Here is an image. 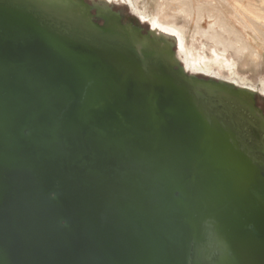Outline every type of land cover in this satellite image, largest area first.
I'll use <instances>...</instances> for the list:
<instances>
[{
	"label": "water",
	"instance_id": "obj_1",
	"mask_svg": "<svg viewBox=\"0 0 264 264\" xmlns=\"http://www.w3.org/2000/svg\"><path fill=\"white\" fill-rule=\"evenodd\" d=\"M115 1L0 0V264H264V92Z\"/></svg>",
	"mask_w": 264,
	"mask_h": 264
},
{
	"label": "bare ground",
	"instance_id": "obj_2",
	"mask_svg": "<svg viewBox=\"0 0 264 264\" xmlns=\"http://www.w3.org/2000/svg\"><path fill=\"white\" fill-rule=\"evenodd\" d=\"M219 1L217 0V3L219 4L214 5V6L213 4H210V3H213L214 1L213 2H208V0L206 2L202 1L203 3L197 4L198 6L195 7L194 5H192V0H163L162 7L164 8V13L159 14L158 17L148 16V18L151 21L150 24L152 26L153 31L159 34H163V36H165V39L168 42H172V41L176 42L179 45V47L186 53V56L188 58L187 68L208 67L209 65L215 66L214 63H216L217 65L216 67L218 69H221L222 67L224 68L223 65H226V67L230 69L233 68L232 70H234L235 69L234 66L236 64L238 65L237 62L239 61L236 59L235 61L232 60L233 63L229 62L232 59V58H227V55H228L227 53H229L230 50L237 52V49H239L241 51L239 53H242V55L252 50H254V53H256L255 52L256 49L253 47L254 45L252 46L248 42V40H246L247 38L245 39L246 37V36L244 37L245 34L243 35L240 32V30L236 29V27L233 26L232 23H230V21L233 18L232 19L230 18L231 20H228L229 23L226 21L227 18H225V14L222 11L223 9L220 7V5H224L225 3H228L229 0H219ZM242 1L244 0H233L234 2L233 7L235 9V13H231L232 16L233 14H235L236 20L239 21L243 25L242 27H244L245 30L249 29L250 31V28H252L251 31L254 30L256 32H259V35L261 34L263 36L262 38H264V28H263L264 23L261 22L262 20L259 21V19H264V16H263L264 6L259 4L261 6L254 7L249 2L245 4ZM196 2H198V0ZM228 5L229 4H225V7L228 8ZM230 8H228V11ZM167 10H171L172 12L177 11L178 14L176 12L173 15L174 17L169 18V16H166ZM195 10H197L198 20L196 21L197 23L195 24L196 27L194 26L195 29H193L192 31L193 37H191L193 38L195 43L194 41L193 43H188L187 38H185V35H184V31L187 27H185L184 25L178 24L177 17L179 15H184L186 16V18L188 19L190 18L189 21H191L192 13ZM226 10H224L225 13H227ZM204 12H207V16L211 19L210 21H212L209 24L208 28H203L200 25V23L202 22L204 18ZM219 26L222 28L225 27L226 29L225 31L227 33L225 31L224 32L228 35V37H225L222 35L221 32L223 31L221 32L218 31ZM253 33L254 32H252V35H255ZM196 36H200L201 38H206L207 41L209 42L211 41V43L212 42L213 43L207 45L206 43L202 41L199 44L200 47H198L196 43L199 38L196 40ZM239 57L241 56H238L237 58ZM180 58H181V55H180ZM208 59L212 60L209 64L206 63L208 62ZM214 61H217V62H214ZM187 68L185 70H188Z\"/></svg>",
	"mask_w": 264,
	"mask_h": 264
},
{
	"label": "rangeland",
	"instance_id": "obj_3",
	"mask_svg": "<svg viewBox=\"0 0 264 264\" xmlns=\"http://www.w3.org/2000/svg\"><path fill=\"white\" fill-rule=\"evenodd\" d=\"M111 1H115V0H111ZM116 1L120 2L119 0H116ZM123 1L129 3L131 7L133 6L132 7V9L134 10L133 13L135 15H137V16L141 15L142 18L145 19L144 21H148L149 22L150 26H151V24H150L151 21L148 18V16L149 17L150 16L151 17L152 16H157L158 17L159 14L164 13V8L162 7L163 0H123ZM196 1L197 0H192V5H194L195 7L198 6L197 4L206 2L207 0H198V2H196ZM208 2H213V3H210V4H213V6L219 4V3H217V0H208ZM242 2L245 3V4L249 2L254 7L255 6H261V5L264 6V0H259V2H258V0H244ZM233 3H234L233 0H229L228 3H225V4H229L228 8H230V7L232 8V10L230 8L229 11H228V8L225 7V4L224 5H220V7L223 9L222 11L225 14V18H227L226 21L228 22V20H231L233 18L230 21V23H232V25L235 26L236 29L240 30V32L243 35L245 34L244 35V37L246 36L245 39L247 38L246 40H248V42L252 46L254 45L253 47L256 49V51H255L256 53H254V50H252V51H248V52H246L245 54L242 55V53H239V52H241L239 49H237V52H234L233 50H230L229 53H227L228 54L227 58H232L231 61H229V62L233 63V61H235L236 59L239 61V62H237L238 65L236 64L234 66L235 67L234 70H232L233 68L230 69V68L226 67V65H223L224 68L222 67L221 69H218L216 67L217 66L216 63H214L215 66H213V65L210 66L209 65L208 67H199V68L191 67V68H187V66H188V63H187L188 62V58L186 56V53L179 47L178 44H177V48H176V54H177V56L179 58H180V55H181L180 59L183 60L185 69L187 68L188 72L205 73L207 75L213 76L214 78L218 77V78L226 80V81H228L230 83L233 82V83L237 84L239 87H242V88H248V89H250L252 91L254 90V91L264 92V42H263L264 38H262L263 36L261 34L259 35V32H256L254 30L251 31L252 28H250V31H249V29L245 30L244 27H242L243 25L239 21L236 20L235 14H233L234 17L232 16L231 13H235V9L233 7V5H234ZM254 3H256V4H254ZM259 4H261V5H259ZM118 5L120 7L121 6L124 7V8L126 7V5L124 3H120ZM230 5H232V6H230ZM226 8H227V10H226ZM224 10H226L227 13H225ZM231 11H233V12H231ZM176 12L177 11H173L172 12L171 10H167L166 16H169V18H172V17H174L173 15ZM177 14H178V12H177ZM263 16H264V13H263ZM189 20H190V18L188 19L184 15H179L177 17V23L187 27L185 29V31H184V35H185V38H187L188 43H193L194 40L191 37H193L192 36L193 35L192 31H193V29H195V27H196L195 24L197 23L196 21L198 20L197 10H195L192 13L191 21H189ZM210 20L211 19L207 16V12H204V18H203L202 22L200 23V25L203 28H208L209 24L212 22ZM259 21L264 23V19H259ZM189 22H190V24H189ZM225 30H226L225 27L224 28H222L220 26L218 27V31L219 32L223 31V32H221L222 35L225 36V37H228V35L226 34L227 32ZM252 32H254L253 34H255V35H252ZM196 40H197L196 45L198 47H200L199 44L202 41L204 43H206L207 45L213 43V42L211 43V41L210 42L207 41L206 38H201L200 36H196ZM254 40H256V41H254ZM255 42H257V43H255ZM194 43H195V41H194ZM175 44H176V42H175ZM238 56H241V57H239L240 59L237 58ZM211 61H212L211 59H208V62H206V63L209 64ZM214 62H217V61H214ZM252 88H254V89H252ZM256 99H257L258 105H260L263 108V110H264V100L260 99L259 97L256 98Z\"/></svg>",
	"mask_w": 264,
	"mask_h": 264
}]
</instances>
